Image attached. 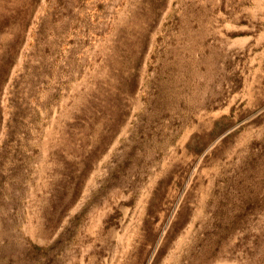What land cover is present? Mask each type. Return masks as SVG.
Segmentation results:
<instances>
[{"label":"rangeland","instance_id":"374dc122","mask_svg":"<svg viewBox=\"0 0 264 264\" xmlns=\"http://www.w3.org/2000/svg\"><path fill=\"white\" fill-rule=\"evenodd\" d=\"M0 264H264V0H0Z\"/></svg>","mask_w":264,"mask_h":264}]
</instances>
